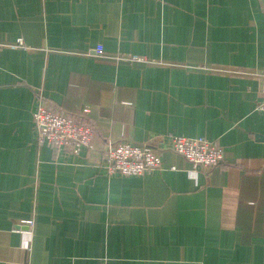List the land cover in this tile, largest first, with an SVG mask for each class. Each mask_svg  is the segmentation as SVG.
<instances>
[{"label": "crops", "instance_id": "1", "mask_svg": "<svg viewBox=\"0 0 264 264\" xmlns=\"http://www.w3.org/2000/svg\"><path fill=\"white\" fill-rule=\"evenodd\" d=\"M0 45V264H264V0H0ZM40 102L88 108L91 146L38 144ZM119 141L160 169L108 174Z\"/></svg>", "mask_w": 264, "mask_h": 264}, {"label": "built area", "instance_id": "2", "mask_svg": "<svg viewBox=\"0 0 264 264\" xmlns=\"http://www.w3.org/2000/svg\"><path fill=\"white\" fill-rule=\"evenodd\" d=\"M0 45V49H1ZM12 49L23 48L21 39L10 46ZM102 46L95 48V53L103 54ZM133 56L131 60H137ZM257 109L264 112V74L261 80V96ZM89 112L84 108L80 115H65L45 108L41 102L37 104L32 114V123L38 144H46L53 150L78 154L91 146L93 129L85 115ZM171 150L190 163L193 170L207 171L219 166L223 159L222 148L204 138H186L172 136ZM103 168L108 174L123 177H141L160 169V153L149 145H132L128 142H108L103 158ZM28 230L34 223L26 222Z\"/></svg>", "mask_w": 264, "mask_h": 264}]
</instances>
